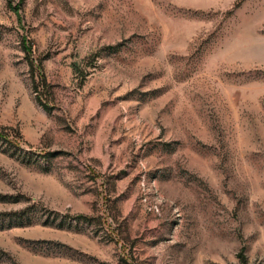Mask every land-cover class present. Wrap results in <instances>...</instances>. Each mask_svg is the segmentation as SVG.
<instances>
[{"label":"rangeland","instance_id":"1","mask_svg":"<svg viewBox=\"0 0 264 264\" xmlns=\"http://www.w3.org/2000/svg\"><path fill=\"white\" fill-rule=\"evenodd\" d=\"M0 264H264V0H0Z\"/></svg>","mask_w":264,"mask_h":264}]
</instances>
